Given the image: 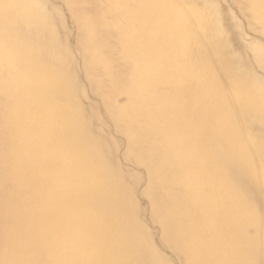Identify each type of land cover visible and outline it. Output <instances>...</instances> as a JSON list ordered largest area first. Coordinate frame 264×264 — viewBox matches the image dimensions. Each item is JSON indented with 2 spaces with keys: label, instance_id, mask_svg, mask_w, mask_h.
<instances>
[{
  "label": "bare ground",
  "instance_id": "bare-ground-1",
  "mask_svg": "<svg viewBox=\"0 0 264 264\" xmlns=\"http://www.w3.org/2000/svg\"><path fill=\"white\" fill-rule=\"evenodd\" d=\"M0 264H264V0H0Z\"/></svg>",
  "mask_w": 264,
  "mask_h": 264
}]
</instances>
